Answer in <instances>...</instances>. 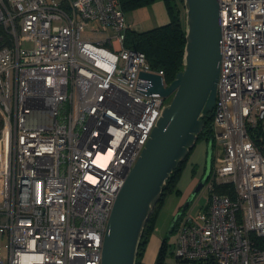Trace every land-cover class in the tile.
Returning a JSON list of instances; mask_svg holds the SVG:
<instances>
[{"label":"built area","instance_id":"1","mask_svg":"<svg viewBox=\"0 0 264 264\" xmlns=\"http://www.w3.org/2000/svg\"><path fill=\"white\" fill-rule=\"evenodd\" d=\"M218 2L219 150L175 256L264 264V0ZM0 28L11 43L0 48V264H102L118 193L169 106L142 93L140 74L170 84L126 47L120 0H0ZM226 185L234 198L216 191Z\"/></svg>","mask_w":264,"mask_h":264},{"label":"water","instance_id":"2","mask_svg":"<svg viewBox=\"0 0 264 264\" xmlns=\"http://www.w3.org/2000/svg\"><path fill=\"white\" fill-rule=\"evenodd\" d=\"M186 49L184 70L165 87L163 77L141 73V91L169 98L151 137L116 198L109 219L102 264H136L144 229L171 175L184 162L213 112L222 59L218 0H184ZM212 157L199 183L180 207L172 228L185 214L211 176Z\"/></svg>","mask_w":264,"mask_h":264},{"label":"trees","instance_id":"3","mask_svg":"<svg viewBox=\"0 0 264 264\" xmlns=\"http://www.w3.org/2000/svg\"><path fill=\"white\" fill-rule=\"evenodd\" d=\"M157 1L159 0H120V4L123 12L125 14H128L138 9L151 6ZM164 1L167 5L170 22L165 26L157 27L140 33L129 29L126 34V47L145 53L152 69L156 71H164L167 83L171 84L175 80L176 75L179 72L183 71L185 67L184 60L187 44V34L186 27L184 26L183 21L180 18L181 12H183L185 6L184 0ZM10 45L11 43L7 33L4 31V29L0 28V48ZM212 119L213 114H210L205 119L206 127L201 135L208 134L209 138H211ZM263 136V127L259 126L257 133L254 136L256 142L261 143V137ZM183 166L184 162H182L179 165L178 169L174 171L163 189L162 197L144 229L138 249L136 264H141V260L145 255L148 243L153 234L155 218L158 209L164 201V198L170 192H180L177 189V180ZM216 191L218 193H227L231 196V198H234L232 185L218 186ZM179 220L177 221V223L179 222ZM176 224L172 228V232H174ZM167 247V240L165 239L161 243L156 264H164L163 261L165 258Z\"/></svg>","mask_w":264,"mask_h":264},{"label":"rangeland","instance_id":"4","mask_svg":"<svg viewBox=\"0 0 264 264\" xmlns=\"http://www.w3.org/2000/svg\"><path fill=\"white\" fill-rule=\"evenodd\" d=\"M126 17L130 18V14H126ZM180 18L183 21L184 26L186 27L185 7L183 12H181ZM90 31L91 28L88 29V36H91ZM22 47L32 48V44L27 42L24 43ZM172 99L173 95L166 100V104L169 105L172 102ZM218 150V144L212 141V139L209 138L208 134L200 135L194 148L191 150L188 158L184 161V166L180 171L177 180V189L180 192H170L169 194H167L164 198L163 203L158 209L155 218L153 234L151 236L152 238L154 237V242H152L153 244L150 248L156 250L159 244L158 241H155L156 239L161 240V242L165 239L167 240L168 247L163 261L164 264H185L178 261L175 256L177 242L179 238L180 221L176 224L174 232L170 233V229L176 217L180 202H184L182 200L184 199L185 194L188 192L189 188L192 186L194 181L203 177L204 173L207 170L210 157H212L213 154L216 153ZM208 198L209 193L207 192V188L205 186L194 199L192 204L188 207L185 214L183 215V218L188 216H196L207 206ZM3 243L4 242H1L0 246H3ZM141 264L149 263L142 261ZM154 264H156V262Z\"/></svg>","mask_w":264,"mask_h":264},{"label":"crops","instance_id":"5","mask_svg":"<svg viewBox=\"0 0 264 264\" xmlns=\"http://www.w3.org/2000/svg\"><path fill=\"white\" fill-rule=\"evenodd\" d=\"M130 14V18H127V22L130 25L131 29L137 32H145L157 27L165 26L170 22V16L167 10V5L164 0H159L152 4L151 6L138 9ZM199 180H195L192 186L189 188L188 192L185 194V197L182 201H186L190 194L193 192L197 184L199 183ZM184 202H180L179 208L184 204ZM177 210V212H178ZM154 237L150 239L147 250L145 252V255L141 262H148L149 264H154L156 262V258L159 253V249L161 246V240L156 239L155 241H158L159 244L154 250L153 248H150L152 246V242H154Z\"/></svg>","mask_w":264,"mask_h":264},{"label":"flooded vegetation","instance_id":"6","mask_svg":"<svg viewBox=\"0 0 264 264\" xmlns=\"http://www.w3.org/2000/svg\"><path fill=\"white\" fill-rule=\"evenodd\" d=\"M186 201H187V200H186ZM186 201H185V202H186ZM177 213H178V212H177ZM177 213H176V214H177Z\"/></svg>","mask_w":264,"mask_h":264}]
</instances>
